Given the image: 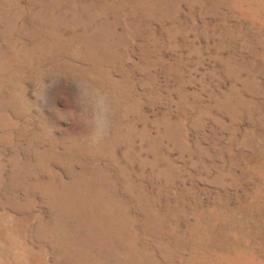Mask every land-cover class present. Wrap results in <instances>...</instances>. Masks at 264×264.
Segmentation results:
<instances>
[{"label": "rangeland", "instance_id": "1", "mask_svg": "<svg viewBox=\"0 0 264 264\" xmlns=\"http://www.w3.org/2000/svg\"><path fill=\"white\" fill-rule=\"evenodd\" d=\"M0 264H264V0H0Z\"/></svg>", "mask_w": 264, "mask_h": 264}, {"label": "clouds", "instance_id": "2", "mask_svg": "<svg viewBox=\"0 0 264 264\" xmlns=\"http://www.w3.org/2000/svg\"><path fill=\"white\" fill-rule=\"evenodd\" d=\"M70 81L74 91L65 97L67 111L62 118L81 129L77 146L85 154H93L111 133L114 118L112 101L106 92L87 78H72Z\"/></svg>", "mask_w": 264, "mask_h": 264}]
</instances>
